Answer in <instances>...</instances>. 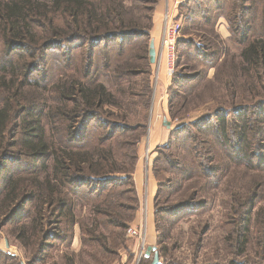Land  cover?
I'll return each instance as SVG.
<instances>
[{
  "label": "trees",
  "instance_id": "1",
  "mask_svg": "<svg viewBox=\"0 0 264 264\" xmlns=\"http://www.w3.org/2000/svg\"><path fill=\"white\" fill-rule=\"evenodd\" d=\"M253 2L254 0H186V8L189 11L186 17L190 25L211 21L214 26L216 18L222 14L229 22L231 33L239 34L238 38H235L242 46L239 67H233L232 73L234 76L239 72L247 85L246 90L256 93L248 103L219 106L210 112L211 114L202 116L193 123L171 129L176 142L183 146L187 145L190 138L180 137L187 126L190 125L189 127L197 132L198 136L193 138L196 144L187 147L193 151L194 146L198 144V151L193 152L192 159H196L198 153H203L210 159L207 146L210 151L213 147L217 152V149H221L227 158L226 151L229 149L230 153L232 150L239 151L240 156L245 157L254 145L250 136L259 135L260 140L264 141V33H250V18L257 16ZM224 4H228V7L223 8ZM232 9L237 12L233 13ZM126 13L123 0H0V86L8 90L0 105V149L5 145L7 134L13 129L11 136L15 140L11 145L16 148L17 154L0 155V192L3 190L4 193L0 202L4 203L5 211L10 208L4 222L7 224L16 221L18 238H24L26 244L29 243L28 237L34 236L35 242L32 245L30 242L28 246L33 255L41 254L37 256L41 260L47 258L46 255L43 257V254L51 248H58L62 244L68 247L71 244V226L75 223V199L88 200L87 198L94 197L95 202L100 200L103 203L111 194L112 186L124 185L125 189H116L114 192L118 193V196V191L130 194L129 203L120 202V210L127 213L124 220L120 219L117 210L99 209L101 204H95L93 208L94 212L109 215V226L113 227L111 231L119 232V235L126 230L138 210V197L132 177L134 166L139 159L138 153L132 150L127 166L118 160L111 141L116 140V133L122 134L135 129L142 130L141 134H137L139 140L143 137L145 128L143 129L144 126L140 123L128 126L112 123L98 116L99 110L105 104L114 103L112 93L93 78L95 71L101 68L105 72H112L117 78L146 75L147 82L139 92L132 95L136 97L132 103L140 102L141 110H148L151 74L148 57L150 25L141 28L138 20L127 18ZM259 15L264 16V13L261 11ZM113 41H119L110 50L115 52L114 55L104 49L96 50L98 46L108 47V43ZM177 43L178 46L187 44L184 39H179ZM188 44L192 45V42L188 41ZM73 48L85 49V54L79 58L77 64L70 59L69 63L60 67L62 74L59 73L61 76L58 81L62 82V85L58 86L56 83L55 86L56 105H60V108L57 112L55 107L52 113L60 115L64 124L61 126V133L53 142L49 135H46L42 125L43 107L30 100L34 97V92H24V97L21 95L25 87L35 85L39 88V80L34 74L46 63L51 55L50 51H68ZM103 53H108L109 58L99 61L98 54ZM195 57L202 61L207 60L205 56ZM179 58L178 53L176 62ZM143 66L146 69H140ZM182 67L184 66L181 65L180 68ZM177 68L178 63L171 80L175 86L173 92L170 90L171 106L186 99L179 94L185 92V87L190 81L196 80L182 74L180 68ZM67 70L69 74L64 79L67 75L63 73ZM253 73H256L257 82L255 80L256 85L251 86L248 83L254 80ZM11 86H15V89L10 93ZM258 90L261 92H257ZM27 95L31 97L27 98ZM256 98L259 99L255 100ZM246 112L249 114L247 117ZM115 116L125 119L120 113ZM95 119L100 135L96 140L94 137L91 144L90 126ZM15 120H18V123H15ZM211 120L215 123L209 129ZM54 133H57L55 129ZM21 157L27 161L22 162ZM212 157L215 158V155ZM20 162L24 165L21 166ZM199 167L198 173L209 177L210 170L204 171L201 165ZM164 186L159 182L154 203L158 198H162ZM179 203L171 208L154 210L155 218L158 217V227L162 219L166 221L161 214L167 216L184 210L186 206L183 207ZM239 227L241 230L237 229L235 233L241 253L247 242L248 228ZM94 231L93 229V233ZM88 232L92 233L90 230ZM240 233H243L241 237ZM101 243L105 247L103 251L116 253L108 248L106 241L101 240ZM75 256L77 257V252H64L62 264H77ZM150 262L149 258L142 257L141 264ZM228 264L241 263L231 260Z\"/></svg>",
  "mask_w": 264,
  "mask_h": 264
},
{
  "label": "rangeland",
  "instance_id": "2",
  "mask_svg": "<svg viewBox=\"0 0 264 264\" xmlns=\"http://www.w3.org/2000/svg\"><path fill=\"white\" fill-rule=\"evenodd\" d=\"M123 3L127 18L138 20L141 28L150 25L149 42L154 41L156 50V62L150 63V92L148 93L150 105L145 112L144 109L141 110L140 102L132 103V100H136V97L132 95L139 92L147 82L146 75L117 78L112 72H105L101 68L100 71L98 69L95 71L93 78L112 93L114 105L105 104L99 110L98 116L112 123L128 126H136V123H140L144 126L142 127L145 128L144 135L139 140H137V134H141L142 130L135 129L122 134L116 133L114 135L116 140H112L111 143L118 160L127 166L130 153L133 149L137 151L138 160L142 163V176L146 175L148 170L151 172L156 182V191L159 182L165 185L162 198H158L154 203V195L147 224L146 210L143 208L142 222L136 225L135 215L126 230L120 233L121 235L119 232L111 231L113 227L109 226V215L94 212L93 208L95 204H101L99 209L117 210L120 219L124 220L127 213L120 208L121 204L130 202V194L118 191L120 192L118 196V193H114L116 189H125L124 185L112 186L111 190L109 189L111 194L109 193L110 195L103 203L100 200L95 202L94 197L87 198L88 200L75 199L73 207L75 223L71 226V244L68 247L62 244L58 248L57 246L51 248L52 250L43 254V257L47 256L44 260L37 257L41 254L33 255L28 246L30 242V245L35 242L33 235L28 237L29 243L26 244L24 238H18V223L4 222L10 208L5 211L4 203L0 202V264H19L20 261L24 264H62L64 252H77V257L75 256L76 261L78 260L77 264H141V256L148 246H156L161 264H228L231 260L241 264H264V141L260 140L259 135L250 136V141H253L254 145L245 157L240 156L239 151L232 150L230 153L231 149H229L226 151L227 158L221 149H217V152L214 147H211L212 151H210V147L207 146L211 160L203 153H198L196 159H192L193 152L198 151V144L194 146L193 151L187 147L196 144L193 138L198 136L197 132L190 128V125L187 126L180 135V137L190 136L187 145L183 140L185 146L176 142L175 135L171 133L172 128L193 123L198 118L211 114L210 112L219 106L227 107L229 104L237 106L248 103L255 97L254 91L251 90L249 93L246 90L247 85L239 72H236L234 76L232 73L233 67H239V53L242 46L235 40L239 34L231 33L229 22L222 14L218 15L214 26L211 21L201 25H190L186 17L189 15L186 0H123ZM253 5L257 10L255 14L257 16L254 19L250 18V33L251 35L258 34L257 31L264 33V16L259 15L261 11L264 13V0H254ZM227 7L228 4L223 5V8ZM232 10L233 13L237 12ZM166 16H168V22L178 23L180 27L175 44L176 56L179 53L180 58L178 62H176L177 59L175 61L174 73L178 63L177 70L183 65L184 67L179 69L180 72L196 79L189 80L191 83L185 87V92L179 94L186 99L180 100L177 104L174 103L173 106L170 105L169 97L170 90L172 89V92L175 90L171 81L174 74L170 76L167 69L168 51L166 50L164 57L161 56L163 53L161 52L163 51L162 32ZM155 31H159V34L153 38L152 33ZM179 39L186 40L187 44L178 46ZM188 41L192 42V45H189ZM118 42H109L108 47L98 46L96 50L104 49L109 53ZM102 44L103 42L100 46ZM50 52L51 55L46 63L34 74L39 80V88L35 85L25 87L21 97H24V92L29 91L28 94L34 92V97L30 98L29 95L26 97L43 107L44 118L42 116L41 119L43 128L46 135L55 142L64 124L60 115L52 113L55 107L57 112L60 108V105H56L55 89L57 84L62 85V82L58 81L62 74L60 67L69 63L70 59L77 64L79 58L85 54V49L73 48L68 51L58 49ZM108 53L98 54L99 59H97L108 60ZM110 53L115 54V52ZM200 55L205 56L207 60L202 61L195 57ZM143 68L146 69L144 66L140 69ZM63 74L67 75L64 78L66 79L68 70ZM253 77L254 80L251 83L247 82L251 86L256 85V73H253ZM64 79L63 81L66 82ZM14 89L15 86H11L10 93ZM158 92L163 114L153 113V101ZM7 94L8 90L0 86V105ZM257 99L259 98L255 100ZM117 113L124 115L125 119L115 116ZM248 115L246 112L245 116ZM164 120L170 122L166 132L163 127ZM14 122L18 123V120ZM214 123L215 121L211 120L208 124L209 129ZM97 124L95 119L90 126L89 142L91 144L94 142V137L96 140L100 135ZM156 127L160 135L156 134L157 143L154 146L152 138ZM54 129L57 133H54ZM227 130L229 132V129ZM11 132L14 130L11 129L7 134L5 145L0 149V155L16 154V148L11 145L15 140ZM214 155L215 158L212 157ZM20 160L24 163L27 161L24 157ZM24 163L20 162V165L23 166ZM199 165L204 171L210 170L209 177L198 173ZM3 194L2 190L0 199ZM178 202H180L179 205L186 206L184 210L167 216L161 214L160 216L166 221L162 219L158 227L156 225L158 217L155 218L154 210L171 208ZM239 226L248 228L247 242L241 253L235 233L237 229L241 230ZM129 227L136 229L140 235H127ZM89 230L92 233L88 232ZM241 234L243 233H240L239 237ZM101 240L106 241L108 248L116 253L103 251L105 247L102 246ZM149 240L153 242L150 245ZM142 244L144 248L141 247ZM148 258L150 262L151 256Z\"/></svg>",
  "mask_w": 264,
  "mask_h": 264
},
{
  "label": "crops",
  "instance_id": "3",
  "mask_svg": "<svg viewBox=\"0 0 264 264\" xmlns=\"http://www.w3.org/2000/svg\"><path fill=\"white\" fill-rule=\"evenodd\" d=\"M159 31H155V33H152V37L154 38V36H158ZM160 93L158 92L156 94V96L154 97V101H153V113H157V114H163V110L161 108V102L159 99ZM155 98H157V100L155 101ZM165 103V100L162 102V104ZM164 106V104H163ZM156 117V116H154ZM163 127H164V131L166 132L169 127L167 126V124L165 123V121H163ZM157 127L155 128V132L153 134V138H152V142L154 143L153 145H156V141L157 137L156 134L159 136L160 133L159 131L157 132ZM167 129V130H166ZM163 135V134H162ZM167 135V134H166ZM163 137V136H162ZM164 139L166 137H163ZM153 146V147H154ZM144 173V170H143ZM145 176V177H144ZM144 176H142V163L141 160H138L136 166H135V170L132 174L133 177V181H134V186H135V190H136V194L138 197V201H139V210L136 213V217L134 219V223L136 225H139L142 222V216L144 215L143 212V208H145L146 210V224L148 222L149 219V209L152 206V202H153V198L156 192V182L155 180L152 178L151 172H149V170L147 171V174ZM143 201H144V206L143 205ZM152 221V220H151ZM149 245L152 244V240H149Z\"/></svg>",
  "mask_w": 264,
  "mask_h": 264
},
{
  "label": "built area",
  "instance_id": "4",
  "mask_svg": "<svg viewBox=\"0 0 264 264\" xmlns=\"http://www.w3.org/2000/svg\"><path fill=\"white\" fill-rule=\"evenodd\" d=\"M167 18H168V16L165 17L164 29L162 32V43H163L162 49H163V51H161V52H163V53L161 54V52H160V54H161V56L163 55V57H164L166 50L168 51L167 69H168L169 75L171 76L172 74H174V71H175V61L177 59V56L175 53V44L177 41L176 40L177 36L180 32V27H179L178 23L168 22ZM155 62H156V60H155ZM127 235L137 236V235H140V233L136 229H134L133 227H129L127 229ZM141 247L144 248V244H142ZM143 255L144 254H142L141 257H143ZM141 257L139 259H141Z\"/></svg>",
  "mask_w": 264,
  "mask_h": 264
},
{
  "label": "water",
  "instance_id": "5",
  "mask_svg": "<svg viewBox=\"0 0 264 264\" xmlns=\"http://www.w3.org/2000/svg\"><path fill=\"white\" fill-rule=\"evenodd\" d=\"M148 57H149V63L153 64L156 60V50L154 46V41L150 40L149 46H148ZM168 127H170V122L167 120H164ZM151 256V262L150 264H161L159 259V253L157 251L156 246H148L144 252V257L148 258ZM20 264H24L23 261H20Z\"/></svg>",
  "mask_w": 264,
  "mask_h": 264
}]
</instances>
